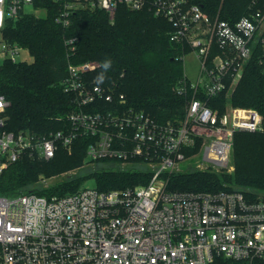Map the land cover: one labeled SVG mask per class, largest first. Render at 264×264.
<instances>
[{"label":"built area","instance_id":"obj_1","mask_svg":"<svg viewBox=\"0 0 264 264\" xmlns=\"http://www.w3.org/2000/svg\"><path fill=\"white\" fill-rule=\"evenodd\" d=\"M43 1L0 0V64L25 62L18 58L27 49L7 42L2 31L10 19L45 15L46 8L36 6ZM52 1L61 6L56 21L63 27L82 9H101L113 23L120 7L141 11L150 4L173 25L171 41L196 54L200 70L196 81L185 74L176 87L180 95H187V88L192 95L185 117L175 122L127 107L123 94L92 79L98 64L90 61L69 63L62 83L78 106L67 117L69 129L47 136L8 131L10 102L0 94V175L23 157L50 161L59 149L71 154L79 138L89 139L90 162L137 163L152 173L148 185L133 189L0 196V264H213L218 257L264 258V197L171 191L162 180L180 172L200 141L197 168L220 170L229 165L236 133L264 134L258 110L231 106L221 114L209 104L235 90L256 52L264 71V7L231 23L185 0ZM76 42L68 41L72 51Z\"/></svg>","mask_w":264,"mask_h":264},{"label":"trees","instance_id":"obj_2","mask_svg":"<svg viewBox=\"0 0 264 264\" xmlns=\"http://www.w3.org/2000/svg\"><path fill=\"white\" fill-rule=\"evenodd\" d=\"M152 2L153 0H146ZM201 6L210 16L234 23L264 7V0H185ZM46 8L43 16L22 15L8 20L3 38L26 48L33 61L0 64V94L10 102L6 111V129L13 132L29 131L47 136L69 129L68 115L78 110L74 96L64 91L63 81L68 76L69 63L96 62L98 69L91 74L103 86L116 89L127 100V107L142 111L160 122L180 121L185 117L191 90L180 95L176 87L184 79L182 57L190 50L171 41L173 25L163 16H156L150 4L141 11L120 7L112 23L101 9L79 10L71 17L68 27L57 23L60 5L52 0L37 2ZM77 39L75 50L68 41ZM256 52L247 64L235 90L225 91L211 98L210 107L224 113L228 104L233 107L253 108L264 120V71ZM108 64V67H105ZM106 108L110 104H104ZM236 151L240 146L253 144L261 153V168L257 169L236 155L235 172L195 170L170 175L167 189L186 192L244 193L250 199L264 196V134L238 132ZM89 139L75 141L69 154L59 149L50 160L23 157L9 165L0 175V196L14 197L36 193L46 196H65L78 192L86 180H93L99 191L133 189L148 185L149 170L119 169L117 165L99 167L84 176L66 177L48 189L38 190L36 166H44L51 175L77 168L87 159ZM196 149L191 153L197 151ZM115 161H98L97 163ZM49 174V175H50ZM213 264H264V258L237 262L218 257Z\"/></svg>","mask_w":264,"mask_h":264},{"label":"rangeland","instance_id":"obj_3","mask_svg":"<svg viewBox=\"0 0 264 264\" xmlns=\"http://www.w3.org/2000/svg\"><path fill=\"white\" fill-rule=\"evenodd\" d=\"M30 9L27 8V11H29ZM43 15V14H39ZM19 60L21 61H25V62H32L33 61V57L31 56L30 52L28 50H24L21 52L19 58ZM199 70H200V62L197 59V56L194 52H189L185 58H184V71L185 74L188 76V78L191 81H196L198 78V74H199ZM233 107V106H232ZM231 108V105L228 104L225 108V111H228V109ZM235 142V141H234ZM235 144V143H234ZM200 145L202 146V142L200 141ZM196 151V153H194V156L190 159L187 160L185 163H182L180 165V172L185 171L188 167L191 169V171H195V170H199L197 168V165L200 163V157H199V153H200V148ZM196 155V156H195ZM236 155L238 157L241 158V160H244L245 164H249L254 168L260 169L261 168V157H262V153L258 148H255L253 146V144H244L243 146H240L239 150L236 151L235 146L233 145L232 147V153L230 156V161H229V165L224 168V169H214V168H210L214 171H227L229 173H234L235 172V168H236V164H235V157ZM117 164H112L111 162L106 163V162H102V163H97V162H90L89 160H85L83 162V164L77 168H71L68 169L67 171L58 174V175H51L50 172H45L47 169L49 168H45L44 166H36L35 167V173H37L38 175V181H37V185L39 186L38 190H43V189H48L51 186L61 182L62 180H64L66 177H74L77 175L80 176H84L86 174H89L92 171L97 170L99 167H112ZM118 166V165H117ZM141 166V167H140ZM119 169L122 170H126V169H131V170H150V168L148 166L145 165H139L137 163H133V164H128L126 166H118ZM203 170H208V169H203ZM48 171V170H47ZM50 174V175H49ZM170 175L169 174H164L162 176V180H165V185L166 187L168 186V179H169ZM164 182V181H163ZM139 186H145V185H139ZM87 187H95V183L93 180H86L83 184V186L81 187V189L87 188ZM80 189V190H81ZM264 197V196H262Z\"/></svg>","mask_w":264,"mask_h":264},{"label":"clouds","instance_id":"obj_4","mask_svg":"<svg viewBox=\"0 0 264 264\" xmlns=\"http://www.w3.org/2000/svg\"><path fill=\"white\" fill-rule=\"evenodd\" d=\"M3 25V14L0 12V26ZM105 67H108V64H105Z\"/></svg>","mask_w":264,"mask_h":264}]
</instances>
